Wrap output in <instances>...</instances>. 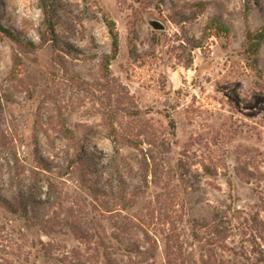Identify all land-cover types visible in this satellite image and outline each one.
<instances>
[{
    "label": "rangeland",
    "instance_id": "1",
    "mask_svg": "<svg viewBox=\"0 0 264 264\" xmlns=\"http://www.w3.org/2000/svg\"><path fill=\"white\" fill-rule=\"evenodd\" d=\"M47 3L44 42L40 0H0V195L16 176L45 198L56 187L38 221L0 202V264L138 260L125 249L146 232L142 264H264V39L259 69L245 54L247 5L264 31V0ZM104 13L120 40L107 73ZM215 16L229 35L205 33ZM79 153L115 167L87 171ZM216 216L217 231L192 222Z\"/></svg>",
    "mask_w": 264,
    "mask_h": 264
},
{
    "label": "trees",
    "instance_id": "2",
    "mask_svg": "<svg viewBox=\"0 0 264 264\" xmlns=\"http://www.w3.org/2000/svg\"><path fill=\"white\" fill-rule=\"evenodd\" d=\"M41 8L45 15L44 23L46 25V29L43 31V41H47V33H53L54 32V22H53V14L54 10L50 8V5L47 3V0H40ZM251 6L247 5L246 10V24L247 28L245 31V37L247 41V45L245 48V54L248 59V62L251 66L255 67L256 69H259L260 65V56L259 52L262 46V41L264 39V31L259 30H252L249 27L248 18H249V12H250ZM104 20L106 22V25L108 27L109 33L112 37V45L111 50L109 53L105 54L101 59V66L104 69L105 73L109 71V67L113 60H115L119 54L120 51V40H119V31L117 29L116 21L110 17L107 13H104ZM209 32H215L217 35H229L230 34V28L225 24V22L222 20V18L215 16L209 20L207 25L205 26V33ZM211 34V33H209ZM35 48V45H33ZM37 47V46H36ZM115 144H117V140H114ZM116 153H120V150L118 149V146L115 147ZM78 158L80 161H82L85 169L87 171H91L94 173H97L101 171L104 167H111L112 169L115 167L114 162L116 159H111L108 165H105V163L100 164L99 168V162L96 160V156H90L88 158H84L82 153L78 154ZM18 168V167H17ZM143 169H146L144 164L142 165ZM147 172L144 175V178L147 179ZM19 173V171H18ZM15 175H17L15 173ZM14 175V176H15ZM119 183L123 185V179L122 177H118ZM98 183H93L90 185L91 188L95 191V193L102 192L100 191V188L97 187ZM42 186V185H41ZM40 185L36 184V178L34 179L33 184L30 185H22V182L18 177L16 176L15 181V188H16V194L12 201L9 199L2 197L0 195V202L12 213L15 214H22L25 217H27L30 220H39L43 219L45 217V211H42L43 208L46 206H51V204L55 203L54 197L52 195V191L55 192V185L53 182L48 181L47 188H49V192H47V198L42 197L41 191H39V188H41ZM222 218V217H221ZM217 216L215 217L214 221L209 222L206 219H194L192 222L195 223L197 226H203L204 228H211L214 231H217V225L218 221ZM137 226V223H135ZM51 226V223H50ZM130 228L128 225H125L124 229ZM77 231V230H76ZM79 232V231H77ZM79 234L82 237L87 238L84 236L82 232H79ZM147 232L145 234V238L141 242H145L149 244ZM167 239V246L166 249L171 251L174 255V252L181 251L183 244L181 242V236L180 232L178 231V228L176 225L170 229V233L166 234ZM140 241H131L127 245L125 251L128 253H134L137 254L138 260H136L132 255H126L127 259L123 258L121 262L112 263L111 257L106 254V257L108 256V260H106L107 264H142L141 258L150 256L151 258L154 257V248L144 247L142 248V243ZM190 253V252H189ZM126 254V253H124ZM182 254V253H181ZM114 261V260H113ZM105 262V263H106ZM183 263V262H182ZM82 264V263H79ZM184 264V263H183ZM199 264V263H198Z\"/></svg>",
    "mask_w": 264,
    "mask_h": 264
},
{
    "label": "water",
    "instance_id": "3",
    "mask_svg": "<svg viewBox=\"0 0 264 264\" xmlns=\"http://www.w3.org/2000/svg\"><path fill=\"white\" fill-rule=\"evenodd\" d=\"M151 25H152L155 29H163V28H164L163 23H161V22L158 21V20H152V21H151Z\"/></svg>",
    "mask_w": 264,
    "mask_h": 264
}]
</instances>
